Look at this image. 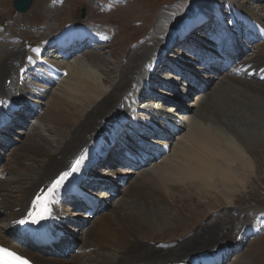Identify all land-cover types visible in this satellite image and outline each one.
<instances>
[{"label": "bare ground", "instance_id": "bare-ground-1", "mask_svg": "<svg viewBox=\"0 0 264 264\" xmlns=\"http://www.w3.org/2000/svg\"><path fill=\"white\" fill-rule=\"evenodd\" d=\"M223 1H207V8L216 13L217 19L223 20L224 16L231 17L230 29L235 30L244 24L250 33L262 36L263 43L259 45L254 59L249 60H252L251 62H247L248 60L239 62L234 68V76L225 75L224 80H227L214 91L211 90V94L207 91L214 80L209 75L213 66L201 68L205 70L204 75L197 74L193 77L194 74L190 72L189 66L185 68L188 75H184L182 66L171 62L174 56L165 57L167 54L165 50L169 49L167 40L173 25L174 23L179 25L175 22L177 21L175 17L168 18L167 14L159 18V24L141 45L129 49L125 63L120 65L117 72L112 66L103 70V61L97 60L96 57L92 59L87 57L91 51H85V40L91 41L96 36L95 33L71 26L75 30L68 31L73 40L84 45L81 46L79 54L72 53L69 59L72 61L71 59L81 54L80 58L74 62L61 61L59 57V59L56 57V60H59L57 63L50 61L63 67L64 76L58 85L46 88L43 93H38L41 88H44L37 80L41 73L40 67L37 66L38 52L28 49L21 40H15L14 36L0 34V101H3L4 105L5 102L14 103L18 99L20 103L17 104L20 105L28 101V96L33 97L32 102H36L42 111L41 119H37L39 121L36 122L37 126L33 127L34 130L43 131V127L47 126L48 130L55 134L53 138H47L48 140L38 134L33 137L27 135V142L31 145L23 144L20 148L18 146L13 150L10 164L15 165V168L7 169V172L15 176L10 181H6V185L0 190V198L6 202L10 229L14 226L19 229L25 226L26 214L32 202L37 201V197L50 187L56 177L70 166L78 154L90 148L89 153L93 155L97 148L105 142H110L109 137L114 133L121 134V137L125 139L123 142L120 140V145L139 151V143L124 135L125 125H132L131 119L136 122L137 128L141 129L142 126L147 125V118L167 117V120L170 119L172 124L180 129L177 134H172L169 128L162 130L168 139L166 141L171 145L168 154L159 162L139 167L133 173L136 180L127 184L125 199L118 201L116 209L114 207L109 214H104L105 209L110 206L106 202L110 196L107 194L100 196L101 201L97 202L99 208L103 209L104 212H101L104 215L96 219L97 221L94 220L93 218L98 216L99 212L92 218L94 220L92 223L84 225L87 228L85 233L87 235L83 247L92 248V252L95 250L97 252L95 257L87 254L89 257L73 258L71 262L64 263L60 257L53 256L60 253L56 249L64 248L65 253L69 252V247L74 241L69 239L71 232H68V235H65L59 243L44 248L40 252L31 248L29 242L26 243L27 246H23L21 242H18L17 237L1 235L0 232L1 245L21 253L35 264H87L89 260L91 264H177L182 261H186V264H209L210 259L213 261L222 259L233 243L241 245L238 234L250 231H247L248 228L244 226L240 228V218L245 215L235 208L234 194L246 190L248 182L252 181L255 175L256 164L248 153L249 147L244 146V142L260 141V135L263 132L256 124L260 119H264V101L257 95L264 94V26L259 25L262 17L247 6L238 8L234 4H229L227 7L237 11L231 10L222 14L218 11V5ZM247 15L251 17L247 19ZM221 24L225 23L222 21ZM225 25L221 26V29L228 27ZM210 45L208 49L213 47V51L222 50L218 46ZM195 46L197 50L195 53H200L202 49L197 44ZM103 47L104 44L99 49ZM234 48L231 47L229 52L226 50L222 52L224 60L233 59L230 52ZM239 54L240 52L237 55ZM195 56L190 55L189 58L193 63L199 61ZM29 57L32 58L30 62ZM82 58L87 67L80 61ZM166 58L169 59L166 60ZM160 61L163 62L161 64L164 70L179 68L181 74L176 73L178 77L189 76L193 78L197 87L201 86L207 90V93L197 94L194 104L190 105L191 108L198 109L197 117H193V114L192 117L184 115L183 123L170 117L172 110H181V105L176 104L178 100L176 95L183 94L182 98H184L185 90L180 91L181 89L176 87L178 79L170 77V80H174L171 83L163 74H158L163 70L159 71V67L157 65V68L154 67V64ZM115 72L116 82L112 83ZM148 84L159 86L165 84L169 89L164 91L163 95L156 96L151 94L155 89L148 92ZM187 88L189 91L194 90L189 83ZM41 95L43 97H39ZM151 99H159L160 102L173 101L172 105L168 106L171 109L163 108L161 105L164 104L153 107L138 103V101L145 102ZM207 100L209 104L204 105ZM22 109L24 110L21 108L17 111V119L26 120V112L23 113ZM143 114L146 118H142ZM184 123H187L188 127ZM10 128L13 127H7L2 133L6 135L7 132L10 137L12 133ZM229 136L236 138L240 146L232 145ZM140 137L152 141L151 137L145 138V135ZM54 142H59V145L52 152L49 148H53L51 143ZM159 145L162 144L159 143ZM118 155L119 152H116L114 148L105 163L113 166L118 160L122 161L121 158L117 159ZM23 160H29L34 164L36 161L39 162L31 175L19 171ZM96 167L97 165L87 167L89 174L91 172L96 175L98 172ZM120 174L128 176V172L113 171L112 178L109 177L106 181H99L104 177L96 178L97 181L88 183V186L109 185L108 188L115 193V188L118 186L115 181H118ZM2 193L5 195H1ZM12 193L17 195L12 196ZM222 200L226 204L225 211L215 213L214 209L220 207ZM163 205H169L172 209L173 214H170L172 217L183 216L190 224L197 222L204 215H208L209 218L188 238L177 244L152 245L149 239L162 233V226L166 225L165 221L168 219L161 217L162 214L157 212ZM67 206L74 210L79 207L75 204H60L55 212L57 219L70 218V207ZM183 212H187V215L185 216ZM163 214L165 215L164 212ZM2 215L5 216L0 211V216ZM71 217L77 216L74 214ZM77 219L75 220L78 221ZM21 220L24 223H20ZM254 223L259 224L257 233H264V214ZM69 224L71 225L72 222ZM61 226L62 229L67 228L63 223ZM219 232L222 233L220 237H218ZM101 251H104L105 255H99L98 252ZM64 254L61 253L60 256ZM241 258L242 255L239 256V260Z\"/></svg>", "mask_w": 264, "mask_h": 264}, {"label": "rangeland", "instance_id": "rangeland-1", "mask_svg": "<svg viewBox=\"0 0 264 264\" xmlns=\"http://www.w3.org/2000/svg\"><path fill=\"white\" fill-rule=\"evenodd\" d=\"M12 1L13 0H0V34L4 36L17 37L23 42L24 45H26L25 42H27L28 46H30V45H37L41 40L51 39V37L54 34L66 28L68 25H73L76 23L90 24L94 27L92 28L93 31H98V32L100 31L103 36H107V41L110 42L104 44V47L102 49L92 51L88 55L86 54L87 57H89L90 59L96 57L97 60L103 61V66H102V68L104 67L103 70H107L109 67L112 66L116 72L117 69H119L120 65L125 63V57L129 52V49L136 48V46L141 45V43H143V41H145L148 38V36L153 32V30L159 24L160 22L159 18L162 15L167 14L168 18L175 17L177 19V21L175 22H178L179 25L174 23L173 25L174 27L170 32V35L167 40V47L169 48V43H172L171 45H175V46L171 47V49L169 48L168 50H165L167 54L164 55L165 57H167V55L174 56V59H171V62L182 66L183 68L182 74L188 75L185 72V68L187 69V66H189L190 72L194 74L193 77H195L197 74L204 75L203 71L205 72V70L201 69L202 67L199 68V66L195 67V62L193 63L192 61H190L189 59L190 54L186 55L185 49L188 48L189 50L195 52L197 51L195 44H197V46L200 49H204V50L211 47V45L206 43L204 37L199 32L190 33L189 35L186 36L187 38L185 40H182V42H180V44H177L178 42L177 39L180 38V32L185 30L187 25L197 18H198L197 19L198 22H193L191 26L187 28V32H189V30L194 24H198L199 26L205 25V29L208 32H212L214 30V26L211 23L213 18L215 17L214 14L216 13L211 12L210 9L207 8V3L210 2L211 0H33L31 7L25 14L15 13V11L12 9ZM229 4H234L238 8L240 7L243 8L245 6L252 8L255 11V13H257V15L262 17L260 18L262 20L259 21V25L260 24L264 25V0H258L256 2H254L253 0H224L218 5V11L224 10L222 12H226L232 10L233 12H236L237 11L236 9H230L229 7H227V5ZM81 10H84V17L82 19L80 18ZM246 17L247 19H249L251 16L247 15ZM230 19L231 17H229V21H231ZM219 20L221 22L223 21L221 19ZM4 28H6V30H4ZM188 40H190V42H188ZM258 47L259 45H255L252 48V50L249 51V53H247L248 59H241L239 62L241 63L242 61L245 60H248L247 62H251L252 60L251 61L249 60L251 58L254 59L255 55L257 54V50L259 49ZM249 55L252 56L250 57ZM245 56L246 55H244L243 58ZM56 57L58 58V56H55L54 59H56ZM79 58L80 56H77L75 59H72V61L69 62H74ZM168 59L166 58V60ZM80 61L85 65L83 58ZM160 63L163 62L160 61ZM156 65L157 67H159L160 69L159 71L163 70L161 73L158 72L159 75L163 74L164 77L168 79L169 82L171 83L174 82V80H170V77H174L178 79V81L176 82V87L181 89L180 91L185 90L184 98H182L183 94L176 95L177 96L176 99H178L176 101V104L178 106L181 105L180 107L181 110L180 111L176 109H174V111L172 110L170 112V117H172V119L174 120L177 119L180 123H183L184 120L182 119L185 118V117L181 118L180 116H184V115L191 116L193 114V117L194 116L197 117L199 115L198 109L191 108L190 105L194 104V100L198 97L194 95L199 94L200 92L198 90H192V89H190L189 91V89L187 88L188 85L187 79L178 77L176 73L175 74L169 73L167 70H164L162 64H158V62L157 63L155 62L154 67H156ZM116 72L113 74L112 83L116 82L115 79ZM209 72H210L209 75H211L214 78V80L210 86V89L206 91L209 94H211V90L214 91L215 88L221 86V84L227 80V79L224 80V76L227 75L229 72L223 75H219V74L213 75V73H216V69L214 68V66L213 68L210 69ZM228 76L233 77L230 76L229 74L227 75V77ZM191 79L193 80V78ZM171 83L170 85H168L169 87L171 86ZM151 85L153 84H148L149 87H151ZM148 86L147 89L149 88ZM164 86L166 85L164 84ZM164 86H159L158 84L153 85L152 87L154 88L151 89L152 90L155 89V91L151 92V94L156 96L157 95L159 96V94L163 95L165 93L164 91H167V89H169L168 86L166 89L164 88ZM107 87L108 86H106V88ZM257 95H259V97L264 101V94H257ZM164 98L167 97L164 96ZM155 99L148 100L144 102V104L153 107H156L157 104L158 105L164 104L161 105L163 106V108L171 109L170 107H168L169 106L168 102H163V101L160 102L159 99L158 100ZM256 101L257 100H255V102ZM138 103H141V101L140 102L138 101ZM207 104H209V100H207L204 103V105ZM172 112H174V116H172ZM23 113H25V111ZM41 115L42 113L39 114L38 116L36 115L37 116L36 119L30 118L27 119V121H25L24 118L21 120L17 119V121L20 124H24V125L16 129H14L15 127L10 128L12 129L11 136L9 137L6 132L5 142L0 141L1 144L0 145V190L6 185V181H10L15 176L12 173L7 172V169L12 170L15 168V165L10 164L12 158L11 156L13 155V150L18 146L20 148L21 145L23 144H29V146L31 145V143L27 142L28 141L27 135L33 137L34 135L38 134L41 135L46 140H48L47 138L50 139L51 137L52 138L54 137L55 134L49 131L48 130L49 128L47 126L43 127V131L42 130L40 131L38 129L34 130L33 127L37 126L36 122H38L41 119L40 118ZM17 121L15 123L16 127H18L16 125L18 123ZM263 123H264V119H260L259 122L256 124L259 126L258 128H260V130L263 131L262 134L260 135L261 136L260 141L244 142L245 144L244 146L249 147L247 148L248 153L249 155L251 154V157L253 158V161L255 162L256 165H255V175L252 177V181L248 182L247 189L234 194L235 208L240 210L241 214L245 215L244 217L241 216L240 218L239 221V223L241 224L240 228H242L243 226H251L248 224L254 223L255 221L253 220H255L257 215L264 214V134H263L264 125ZM185 125L187 126V123ZM229 139L232 145L235 144L240 146L236 138L234 139L232 136H229ZM233 140L234 143H232ZM109 143L110 142H105L104 145L105 144L109 145ZM51 145L53 146V148L52 149L49 148V150L53 152L55 151V148L59 145V142H54L53 144L51 143ZM104 145H102L100 148H97L94 154L97 151L101 150ZM119 158H121L120 154L117 156V159ZM106 163L103 162L102 164L97 165L96 169L98 172L96 175L91 172L90 174L96 176L95 178L100 179L101 177H104L107 178L108 180L109 177L112 178L113 171H117L118 173H121L119 172L121 171L119 168H117L116 166H110ZM38 164H39L38 161H36V164H34L29 160L26 161L23 160L21 162L19 171L23 172V174L31 175V173L35 171V167H37ZM21 168L23 169L21 170ZM133 173H135V171L128 172V176H126L125 178V180L127 181L126 185L120 186V183L118 181H115L118 186L117 188H115L116 192L112 195L111 194L109 195L110 198L106 202L107 204L110 205L109 206L110 208L109 207L106 208L105 212L103 211L104 214L105 213L109 214L114 209V207L116 209V207L118 206V201L125 199L124 195L127 188V184H130L136 180V176H134L135 174ZM101 186L102 185H96L94 191H92V195L95 197V199L99 201V203L101 201L100 196L103 194H107L105 192L106 189L104 190L103 188H100ZM98 187L100 189H97ZM104 187L108 188L109 185L107 186L104 185ZM1 195H5V194L2 193ZM16 195H17L16 193H12V196H16ZM219 206L220 207L214 209V211H216L215 213L225 211L226 204L223 200L220 201ZM0 211H2L5 215V216L3 215L0 216L1 235L7 234L8 236L12 237L11 235H9L11 223L9 217L7 216L8 211H6V202L1 198H0ZM103 212H100L101 214L99 213L100 215L98 214V216L94 217L93 219L96 220L101 218L104 215L102 214ZM157 212L158 214H162L161 217L168 218L167 221H165L166 225L162 226L163 227L162 233L157 234L149 239V243L152 245L162 244L159 246H166V245L170 246L168 244L171 243L177 244L179 241L188 238L194 232V230H196L209 218L208 215H204L203 218H201L197 222L195 223L193 222L190 224L183 216L172 217L170 214L173 213L169 205H163L162 209ZM163 212L165 213V215L163 214ZM69 213L73 216L75 214V216L77 217H71L70 215V218L64 219L65 223L63 224L67 227L66 229H64L66 231L65 235H68L67 233L71 232V236L69 237V239L74 240L71 245L74 246L75 244V246L78 247L79 250L77 249L76 253L70 254L68 257L61 258L60 254L65 253L64 248L56 249L57 251L60 252L58 257L63 259L64 263L71 262L73 258H78V257L82 258L83 256L89 257L88 255H90V257L91 256L95 257V254H97V252H95L94 249H93L94 251L92 252L91 250L92 248L91 249L89 248L90 249L89 250L83 247L87 235L85 234L87 228H85L86 226L84 225H87V223H92L94 220L88 218L84 212H79L77 210H74L72 207H70ZM183 213L185 216L187 215V212H183ZM76 218H78L79 220L77 219L78 221H76L75 220ZM69 222H72V224L70 225ZM185 224L186 225L188 224V226H186ZM246 230L248 231V229ZM249 233L240 232L238 234V239L241 241V245H236L237 243H233L230 248H233L235 251L240 248L241 250L238 253H235V251L231 249L228 257L224 262H222V264H242V263L264 264V233H257L259 234L257 235L259 237L251 240L247 239L245 240V242H243L244 237H246ZM218 235H219L218 237H220L222 233L219 232ZM98 254L105 255L104 251H101L100 253L98 252ZM227 254L228 253L226 252V255L223 256L222 258H225ZM241 255L242 258L239 260V256L241 257ZM53 256L56 257L55 254H53ZM81 262H84V260H81ZM91 263L90 260L87 261V264H91Z\"/></svg>", "mask_w": 264, "mask_h": 264}, {"label": "snow or ice", "instance_id": "snow-or-ice-1", "mask_svg": "<svg viewBox=\"0 0 264 264\" xmlns=\"http://www.w3.org/2000/svg\"><path fill=\"white\" fill-rule=\"evenodd\" d=\"M35 51V50H33ZM29 62L31 61V57L28 58ZM23 71V69H22ZM3 105V101H0V106ZM85 156L80 155L78 159L72 164L71 171H64L59 175L57 179L51 184V187L47 189V192L44 193V200H41L40 205H38L39 210L34 212H29L28 215L31 218V223L38 224L40 221L46 219L44 213L51 212V209L46 204H50L52 199L56 196L58 192H60L62 186L65 185V182L69 180L74 174L79 171V166L85 162ZM37 200H40V197H37ZM33 204L36 205L37 201H33ZM20 223H24L23 220L19 221ZM0 260H3L4 264H27V261L22 259L21 257L15 255L12 252H9L7 249H0Z\"/></svg>", "mask_w": 264, "mask_h": 264}, {"label": "water", "instance_id": "water-1", "mask_svg": "<svg viewBox=\"0 0 264 264\" xmlns=\"http://www.w3.org/2000/svg\"><path fill=\"white\" fill-rule=\"evenodd\" d=\"M31 1L32 0H14L13 1V8L18 13H25L31 4ZM83 16L84 15L82 13L81 17L83 18Z\"/></svg>", "mask_w": 264, "mask_h": 264}]
</instances>
